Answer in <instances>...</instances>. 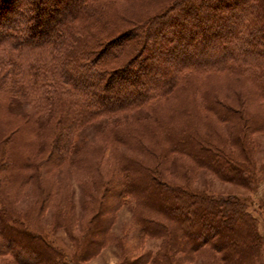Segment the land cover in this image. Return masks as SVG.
I'll return each mask as SVG.
<instances>
[{"label": "trees", "instance_id": "16d2710c", "mask_svg": "<svg viewBox=\"0 0 264 264\" xmlns=\"http://www.w3.org/2000/svg\"><path fill=\"white\" fill-rule=\"evenodd\" d=\"M63 1L0 0V125L13 127L8 136L0 129V180L4 170L17 169L25 184L57 162L80 166L83 158H74L87 146L77 147L75 140L90 127L105 141L97 155L110 148L111 167L106 177L102 172L99 180L89 177L85 183L87 198L98 200V206L73 257L55 248L41 229L23 228L21 219L5 209H0V255H11L14 264H81L104 244L110 222L100 219V205L110 195L119 205L133 202L139 234L165 243L164 251L147 252L132 264H178V254L192 257L206 248L219 256L218 264H254L264 241L247 202L236 194L175 185L164 179L161 167L178 156L251 192L263 179L264 163L253 161L246 138L264 133V0H169L137 28V48L125 45L129 62L111 70L107 64L123 54L105 56L117 38H95L99 22L91 25L92 32L85 29L91 45L80 38L76 23L89 14L87 0H74L73 10L48 24L51 11ZM97 18L102 22V14ZM184 24L195 31H186V37L199 38L201 50L194 52V60L178 55L193 47L184 40L185 32L169 37ZM227 24L228 29L219 30ZM211 49L213 56H207ZM135 66L144 72L137 73ZM226 76L251 83L259 113L246 117L242 102L235 107L202 92L211 78ZM13 99L31 109L17 123L4 118ZM161 103L165 108L156 112ZM213 121L230 126L231 133L217 134ZM24 132L36 134L31 140L41 153L52 151L48 158L35 164L29 155L6 156V143L12 147ZM224 137L232 151L220 147L227 143ZM62 204L73 208L68 193ZM66 213L60 209L58 216Z\"/></svg>", "mask_w": 264, "mask_h": 264}, {"label": "rangeland", "instance_id": "374dc122", "mask_svg": "<svg viewBox=\"0 0 264 264\" xmlns=\"http://www.w3.org/2000/svg\"><path fill=\"white\" fill-rule=\"evenodd\" d=\"M73 1L74 0H64L63 2L57 3L55 10L51 11L52 17L48 21V24L50 26L53 25L54 18L70 10ZM168 2L169 0H87L88 5H90L87 9L89 14L86 13V16L84 15L83 19L85 20L82 21L83 23H76L78 26V28H76L79 31V35H81L80 38L83 39V37H86L85 29L90 28L87 29V31L92 32L91 25L99 22L98 25L96 23L97 26L93 29L95 38L101 39L102 37V39H108L113 36L117 38L114 45L111 44L108 46L109 48L105 54V56L109 57L119 51V53H123L118 54V62L115 61L114 64V60L111 59L110 61L112 64H107V68L111 70L113 66L116 68L117 66L129 62L128 59L130 55L127 58V51L125 52L124 48L125 45L132 43V46L137 48L138 41L135 40L136 34L139 32L137 28L145 24L148 17L159 13V9L164 7ZM170 13L171 12L168 14ZM99 14H102V22L97 21L100 20L97 18ZM88 18L89 20H87ZM229 26V24L225 27L221 25L219 30L222 31L224 28L228 29ZM186 31H189V34L195 33L192 28H187L186 24H184L183 27L180 26L176 30L174 29L173 34L169 37L175 36L176 33H179L180 36L181 32H185V38L182 37L184 40L186 39V41H189V43L191 42L193 47H185L186 49L183 53H179L178 55H181L180 57L183 56L184 59L194 60L198 58L196 57V53L201 50L200 42L198 41L199 38L186 37ZM122 33H124L125 36L118 38ZM91 35L93 36V34ZM92 42L93 41H90V45ZM205 54L207 56L210 54L213 56L214 53L211 49V51L208 50ZM0 61H3V59L0 58ZM15 62L19 63V60L17 59ZM134 69H136L137 73L144 72L137 66H135ZM131 76L134 77L135 75L133 74ZM246 80L247 79H244V77L235 78L234 76L211 78L208 85L202 88V92H210V94L215 93L221 100L235 107H238L239 102H242L243 111L247 117L252 113H259L258 109H260V107L258 106L261 105V103L254 99L251 83L247 80L248 83ZM120 96H123V91H121ZM25 103V101L23 103L21 100L17 99L10 101V111L5 114L6 117L4 116V118L12 119L14 120L13 123H17L20 116L27 114L29 110H31L28 104L26 103L25 105ZM161 107L165 108V104H158L156 112H158ZM139 113L142 114L146 112L139 110ZM199 120L200 119L195 120L196 122L193 123V125L198 126L199 123L197 121ZM200 123L202 124L201 121ZM4 126L3 124L0 125V129L5 132L4 136H8L10 131H12L10 128L13 127ZM234 127L236 128L237 125ZM235 128L233 130V135H235ZM213 129L217 131V134L223 133V135H228V133H231L230 126L218 125L214 121ZM245 129V134H247L249 131H247V128ZM94 133L95 129L90 127L82 132L81 136L77 137L75 140L77 147L82 145L87 146L85 152H80L74 158V160L76 158L77 160L83 158V162L78 167L74 166L70 161L65 164H58L57 162L52 166V170H46L44 172L38 171L36 176H33V179L25 184L19 182L20 177L17 169H12L9 172L8 170H4V172L1 171L5 179L3 180L2 178L0 180V209H5L13 216L20 218L21 224L23 223V228L28 227L35 231L41 229V233L52 242L55 248L63 251L67 258L73 257L78 250V245L84 241V237L83 239H81V237L91 225V217L98 206V200L93 201L87 198L90 189L85 186V183L89 177L94 179L100 178L102 172L106 177L111 167V163L107 161L110 155V148L104 149L100 155H97V149L105 145V141ZM203 133L205 132L203 131ZM248 134L247 138L246 136L244 138H246L249 145L248 150L250 156L257 166L263 165L264 133L254 135ZM31 135L27 136V132L22 133V135L20 134L18 137L21 138L16 139V143L13 144V142L12 147L10 143L7 142L6 156L11 154L16 156L17 154L29 155L35 164H39L40 161H43L46 157L48 158L52 151L46 149L41 153L38 144L36 146V142L31 140L33 135L36 137V134L33 133V135ZM224 139L227 143L225 145L221 144L220 147L223 148L225 146L226 151H232L229 148L227 138L224 137ZM174 157L175 156H173V159ZM97 161L99 164H97ZM88 162L92 164L89 165ZM97 166L100 172L98 169L97 171L93 169L97 168ZM4 168L7 169L6 166ZM161 171L164 179L168 182L175 185H182L193 191L194 189H199L213 194L223 193L224 195L236 194L241 196L242 199L247 202L249 208L254 211L257 218L258 233L264 241V177L257 185L255 191L251 192L222 182L210 172L196 169L188 159L178 158V156H176L173 163L162 165ZM67 193L72 202L73 208L71 209L62 204L63 196ZM101 204L100 213L102 217L100 216V219L102 218L104 222L108 219V222H110L107 232L104 233L103 238H101L104 244L99 246L97 251L91 256H88L81 264H132L139 256L147 252L156 254L159 251H164L165 243L163 239L151 238L138 233L133 222L132 208L134 205L130 199L127 203L119 205L115 199L107 195ZM60 209L67 213L63 216H58ZM102 226H104L103 222L101 227ZM218 257L217 254H214L208 248L192 257L186 256L182 258L180 254L176 256V258H180L178 264H218ZM13 261V258L9 254L0 255V264H14L12 263ZM147 264L153 263L149 262ZM254 264H264L263 242L261 248L258 250V257Z\"/></svg>", "mask_w": 264, "mask_h": 264}]
</instances>
